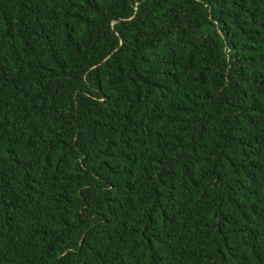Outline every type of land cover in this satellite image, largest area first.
I'll return each instance as SVG.
<instances>
[{
    "label": "trees",
    "instance_id": "1",
    "mask_svg": "<svg viewBox=\"0 0 264 264\" xmlns=\"http://www.w3.org/2000/svg\"><path fill=\"white\" fill-rule=\"evenodd\" d=\"M0 264H264V0H0Z\"/></svg>",
    "mask_w": 264,
    "mask_h": 264
}]
</instances>
